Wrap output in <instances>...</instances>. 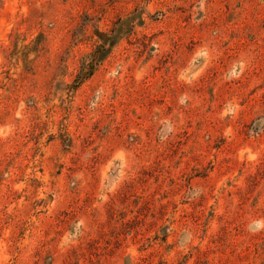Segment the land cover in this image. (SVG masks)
I'll return each mask as SVG.
<instances>
[{"label":"rangeland","instance_id":"1","mask_svg":"<svg viewBox=\"0 0 264 264\" xmlns=\"http://www.w3.org/2000/svg\"><path fill=\"white\" fill-rule=\"evenodd\" d=\"M0 264H264V0H0Z\"/></svg>","mask_w":264,"mask_h":264},{"label":"trees","instance_id":"2","mask_svg":"<svg viewBox=\"0 0 264 264\" xmlns=\"http://www.w3.org/2000/svg\"><path fill=\"white\" fill-rule=\"evenodd\" d=\"M97 60H98V55H95V54H94L92 60L86 63V68H87V69L85 70V72L90 73V70H91L93 64H94ZM80 76H82V75H80ZM80 76H78V77L80 78Z\"/></svg>","mask_w":264,"mask_h":264}]
</instances>
